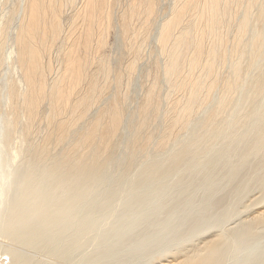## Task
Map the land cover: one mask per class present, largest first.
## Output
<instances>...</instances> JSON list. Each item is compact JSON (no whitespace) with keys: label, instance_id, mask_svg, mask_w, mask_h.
<instances>
[{"label":"bare ground","instance_id":"obj_1","mask_svg":"<svg viewBox=\"0 0 264 264\" xmlns=\"http://www.w3.org/2000/svg\"><path fill=\"white\" fill-rule=\"evenodd\" d=\"M162 2L0 0V80L10 63L19 72L0 83V255L9 264H41L35 250L121 264L184 217L152 203L182 192V179L169 180L183 168L206 192L191 198L189 225L165 236L163 255L187 231L215 233L164 264L259 263L249 247L264 236V207L219 229L230 203L204 227L225 178L239 184L231 201L255 187L262 195L249 207L264 202V0H172L161 15Z\"/></svg>","mask_w":264,"mask_h":264},{"label":"rangeland","instance_id":"obj_2","mask_svg":"<svg viewBox=\"0 0 264 264\" xmlns=\"http://www.w3.org/2000/svg\"><path fill=\"white\" fill-rule=\"evenodd\" d=\"M163 1V2H162ZM161 5H160V9L161 12L160 14H164L165 12H167L171 5H172V0H161ZM161 14V15H162ZM114 37V35H113ZM111 36V40H113V38ZM116 40V38H115ZM113 40V41H115ZM119 42V40H117V43ZM112 43L115 42H111ZM156 44L155 42H151L150 47L147 49V51L153 49V47H155ZM117 50V49H116ZM115 50V51H116ZM11 64V63H10ZM6 65L3 69V71L1 72V86L2 89H4L3 83L6 82L5 79H9V78H18V74L19 72L16 71V68L13 67V65ZM56 64V62H54V65ZM57 65V64H56ZM55 65V66H56ZM142 69H144L146 67V62H143L142 64ZM7 79V80H8ZM5 81V82H3ZM142 77H141V73L135 78V82L133 84L134 86V91L135 94L137 92H140L141 90V85H142ZM5 91L3 90V93ZM141 93V92H140ZM140 93H138L137 99H140ZM139 95V96H138ZM5 97L3 96L0 99V105L1 103L4 105V107L8 108V103H7V99H4ZM0 143H1V133H0ZM222 147V142L218 141L216 144L210 145L208 146V148H205L206 151L204 152V154L201 157V161L202 162H207L208 160L214 158L218 151L221 149ZM2 156H5V154H3ZM192 163H194V160L191 161ZM239 169H243V166H240ZM136 174V173H135ZM180 179H182L185 183L182 184V186L180 187V190H182V192L177 193L178 196L172 198V196H174L175 193H173L172 191H166L165 193H161L160 197L158 199L153 198L151 200V198L149 197L147 199V201H152V203H154V205L157 204V200L160 201H165L166 205L164 207L165 210H178V212H185V216L175 219L174 222H172L171 225H168V229L166 232V235H168V237L171 235L172 232H175L176 229L179 228H185L184 226H188L191 219L197 215L196 209H193V201L196 200H200V202H203V196L206 192V185H198L195 183V181L193 179L190 178V172L189 170H187L186 168H183L182 170H180L175 176L170 177L169 182L171 184L177 185V183L180 181ZM253 184V183H252ZM239 186V184H237ZM237 185H230L228 183L227 178H225L220 184H218L217 186L213 187V191L215 192V197L214 198H210L208 201H212L214 202L211 205H207L210 207L209 211H208V215L210 216V221H207L206 225L204 228H209V226L211 225V222L214 221L217 218H221L220 217V213L223 211V209L226 208V206H228L230 203L233 205L232 209L226 213L227 218L226 220L222 221L221 225L219 226L220 228H225L227 226L232 227L238 224L239 220L241 218H246L248 216H250L253 212L260 210L264 207V202L253 206V207H249L250 204L253 202V200L255 198H258L262 195L261 191L259 188H251L253 190L250 191V193L247 196L238 198L236 197V200L231 201V196L232 193L235 194V191H231L234 190V187H236ZM233 186V188L231 189V187ZM237 186V187H238ZM237 189V188H235ZM231 191V192H230ZM231 193V195H229ZM235 196V195H234ZM182 197H184L185 199H182ZM191 198H194V200L192 201ZM203 204V203H202ZM202 204H199L198 206H200V211H202ZM248 206V208H247ZM193 209V210H192ZM239 212V217L236 218H232L235 213ZM116 215V214H115ZM165 217V216H164ZM135 218H137L136 215H133L131 217L132 220H134ZM231 218V219H230ZM149 222V221H148ZM146 222V223H148ZM178 223V224H177ZM112 228L111 224L107 225V227L105 228V232L110 231ZM147 228V227H146ZM218 229V228H216ZM148 229H146L147 231ZM143 229L139 228L136 229V234L134 239H140L143 235L142 232ZM159 232L160 230H155L150 236H146L147 238H145V240H142V244L141 246H137L136 249L129 253L126 254L125 260L122 261L121 264H164V263H168V261L165 260V258H169L171 259V256L176 255L175 253L178 252L179 250L183 249L182 251L184 252H189L192 250V244H199L201 243L202 240H204L205 237L207 236H211L213 233H215V230H212L208 233H206L204 235L203 238H201L200 235L198 236L196 233L192 232V231H187L179 241H177L175 244L172 245V248L169 250L170 254H166L163 255V249L166 245L167 239L165 238V236H162L160 238H158L156 241H153L151 239H155L154 234ZM161 234V233H160ZM260 234H264V229L260 230ZM191 235L193 236L192 238L194 239L193 241H189ZM137 237V238H136ZM261 240H257L256 242H254L250 247L249 250L252 252H258L259 258H258V264H264V236L260 237ZM124 238H122L123 240ZM129 240L128 238H125L123 240V242L121 243L122 246L124 245L123 248H125V246H127L129 242L127 241ZM8 241V239L4 236L1 235V231H0V244L4 243ZM134 242V241H131ZM183 243V245L179 246V243ZM185 247L187 249H185ZM98 249L101 250V247H97ZM28 248H24L23 250H27ZM85 250H89L90 248L87 246H84ZM5 251V249H3V247L0 245V252ZM87 251L85 253H82V250H79L77 252L74 253V255H71L70 258H64L62 259V256L60 255L58 257V259H56L54 256H52L51 254H49L46 251H42V250H35L34 252H30V256L32 259L36 260L38 263L41 262V264H50L51 262H55V261H59V263L57 264H85L82 263L80 258H83L86 255ZM4 261L6 264H9V259L7 255H0V262ZM31 264H35L34 262ZM97 264H114L111 258H104V259H100V262ZM118 264V263H117Z\"/></svg>","mask_w":264,"mask_h":264}]
</instances>
